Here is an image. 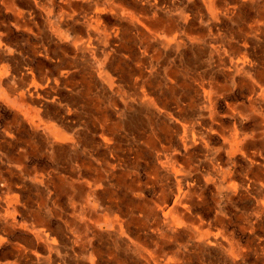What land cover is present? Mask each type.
I'll return each mask as SVG.
<instances>
[{
    "label": "bare ground",
    "instance_id": "6f19581e",
    "mask_svg": "<svg viewBox=\"0 0 264 264\" xmlns=\"http://www.w3.org/2000/svg\"><path fill=\"white\" fill-rule=\"evenodd\" d=\"M76 5L0 0V38L13 26L35 38L55 87L86 80L71 109L93 119L98 140L68 170L84 184L68 219L81 259L106 264L87 249L95 235L130 247L134 264H264V0ZM253 9L257 19L241 18ZM136 115L146 128L129 133ZM87 125L53 131L54 144ZM92 219L108 228L83 231ZM36 239L48 264L56 238L39 229Z\"/></svg>",
    "mask_w": 264,
    "mask_h": 264
},
{
    "label": "crops",
    "instance_id": "0c3cea01",
    "mask_svg": "<svg viewBox=\"0 0 264 264\" xmlns=\"http://www.w3.org/2000/svg\"><path fill=\"white\" fill-rule=\"evenodd\" d=\"M70 2L77 6L78 0ZM249 6L253 4L250 3ZM255 11L250 10L241 18L253 16L257 19L259 16L255 17ZM7 21L13 22L11 19ZM0 40L8 46L7 49L0 50V68L3 73L0 77V105L8 110L11 116L7 123L0 120V163H8L9 173L8 177H4L0 169V192L5 193L0 196V247L14 234V227L19 224L15 217L17 213L20 217L24 210L29 214L19 225L22 234L18 237L23 244L17 242L12 245L10 251L12 256L14 255L13 259L0 261V264H40L38 254L46 257L48 251L36 239L39 229L53 233L57 241L59 253L51 252V261L48 264H87L81 259L85 256L81 243L73 244L68 233L72 228L68 219L74 215L73 211L75 212L73 203L82 196L78 192H82L84 185L75 181L68 170L75 160L81 161L85 158L82 154L83 149L91 147L92 143L98 140L99 133L91 126L92 118L84 116L78 109L75 111L71 109L81 103L79 93L73 90L74 82L84 85L82 81L86 80L82 77V72H78L70 77L68 85L61 84L55 87L53 82L46 80V77L52 78L56 75V71L49 67L48 61L45 59L43 68L37 66V59L44 58L34 57L40 49L35 38L13 26L8 37ZM81 121L88 124V128L82 127L76 140L62 139L58 141V145L57 142L54 144L53 131L57 130L64 136H71L76 130L77 123ZM41 140L44 143L43 153L39 151ZM13 150L16 152L12 153ZM33 156L38 157L37 161L49 158L50 163L35 164L29 168L26 162ZM28 181L38 190L40 198H32L25 194ZM80 208L79 205L76 209ZM125 208L123 206L121 210ZM54 219H58L56 225H53ZM86 219L78 225H82L83 228ZM95 222V219L88 221L89 230H82L96 233L98 229L104 232L108 228L103 223ZM233 228L240 230L236 224ZM103 243L93 239L87 249L91 251L93 246L95 249H102L106 264H134L136 261L130 247L118 246L108 239Z\"/></svg>",
    "mask_w": 264,
    "mask_h": 264
},
{
    "label": "rangeland",
    "instance_id": "374dc122",
    "mask_svg": "<svg viewBox=\"0 0 264 264\" xmlns=\"http://www.w3.org/2000/svg\"><path fill=\"white\" fill-rule=\"evenodd\" d=\"M10 113L8 112V110L4 109L3 106L0 105V120L2 123H7V121L10 120ZM144 123V124H143ZM142 126V127H141ZM127 129V132L131 133V132H136V131H139V130H143L144 128H146L145 126V121L143 119H141L138 115H136V117L132 120V121H129L126 123V127ZM1 136V134H0ZM40 141V139L38 140V142ZM5 149H7L6 146H4ZM39 151L41 153H43V149H44V143L41 142L39 143ZM16 150H13L12 153H15ZM37 158L38 157H29L27 159V166L29 168H31L33 165L35 164H38L40 165L41 164H44V163H50L49 161V158H42V159H39L37 161ZM63 161L62 160V164H63ZM8 163H0V169L2 170V173L4 175V177H8L9 176V173L7 171V168H8ZM29 185L28 187L26 188L25 190V194H28L30 197L32 198H40L39 195H38V190L35 188V186L30 182L28 181ZM1 194H4V191H1L0 192V196ZM25 198V197H24ZM245 204H249L248 202H246ZM28 212L26 210H24L22 216L20 217L19 214L17 213V215L15 216L17 221L19 222V224H16V226L14 227V234L10 237H8V241L5 243V245L1 246L0 247V261L2 262H6V261H11L13 259V256H12V253H11V249H12V245L16 244L17 242H21L23 244V241L21 240V238H19L18 236L20 234H22V230H21V227L19 226L21 223H23L25 221V217H28ZM30 217V216H29ZM58 219H54L53 221V225H56V222H57ZM103 229H105V227H103ZM102 229V230H103ZM97 233V232H96ZM95 234V233H94ZM95 236V235H93ZM102 237V239H101ZM101 237H93V239H95L96 241H101V242H104L106 243V237L104 236H101ZM98 239V240H97ZM103 243V244H104Z\"/></svg>",
    "mask_w": 264,
    "mask_h": 264
}]
</instances>
